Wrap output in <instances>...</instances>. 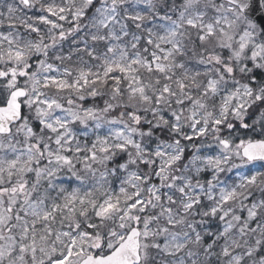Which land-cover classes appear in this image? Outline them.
<instances>
[{
  "label": "rangeland",
  "instance_id": "1",
  "mask_svg": "<svg viewBox=\"0 0 264 264\" xmlns=\"http://www.w3.org/2000/svg\"><path fill=\"white\" fill-rule=\"evenodd\" d=\"M162 1L0 0V71L22 66L28 91L0 135V264H77L134 224L142 264H264V161L239 151L264 106L251 133L218 134L261 98L238 77L264 70V35L223 0ZM117 107L195 139L190 157Z\"/></svg>",
  "mask_w": 264,
  "mask_h": 264
},
{
  "label": "trees",
  "instance_id": "2",
  "mask_svg": "<svg viewBox=\"0 0 264 264\" xmlns=\"http://www.w3.org/2000/svg\"><path fill=\"white\" fill-rule=\"evenodd\" d=\"M182 0H163L162 4L163 6L166 7H171L173 5L178 4ZM88 13V12H87ZM262 34L264 35V32L261 31ZM193 44L195 47H200L201 45L199 44V41L197 38H193ZM28 61H30L28 59ZM18 72L21 76L24 75L26 72V69H23L22 66H15L14 69H11L9 72ZM236 69H233V74H236ZM1 75V74H0ZM239 76V75H238ZM242 82H245L250 85L252 88L253 93H256L257 89L260 87H264V70L260 67L257 66H251V68L244 74H240L238 77ZM0 83H1V78H0ZM3 87V85L0 84V89ZM5 91L3 90V93ZM104 100L103 97L101 98H95L94 101L102 103ZM92 101V102H94ZM1 103V102H0ZM264 106V96L260 98L258 101L253 102L244 112L242 115H240L238 118L237 117H232L228 118L227 124H222L220 126L219 130V136H229L230 134L238 136V135H245L248 134V131H251L250 127H257L258 123H260L261 118H260V110ZM119 112H123L126 114V117L128 121L133 124L137 125L138 127L142 128L144 131H148V141L151 143L158 142L159 140H167V141H175L179 140L181 141L182 144L184 145V155H183V160H187L189 156L191 155L192 148H194L196 144L195 139H191L188 141H184V138L180 137L179 135L171 132L168 130L166 127L162 126H157L155 127L153 123L145 124V120L143 117H140L141 114L133 113L129 108L125 107H117L114 108L112 113L118 115ZM25 114V111H24ZM133 117V118H132ZM31 124L33 126L34 130V136L40 133V125L36 121H31ZM201 138L197 139L199 141ZM188 144V145H187ZM42 148V145L38 143V149ZM123 155H118L113 159V163L116 162H121L125 159L124 153ZM141 169L149 172V174H152L153 170V165L149 163H144L140 165ZM261 197L264 199V190L260 191ZM263 246H261L262 248ZM95 252H98V250H95ZM144 264H150L148 261L144 262Z\"/></svg>",
  "mask_w": 264,
  "mask_h": 264
},
{
  "label": "water",
  "instance_id": "3",
  "mask_svg": "<svg viewBox=\"0 0 264 264\" xmlns=\"http://www.w3.org/2000/svg\"><path fill=\"white\" fill-rule=\"evenodd\" d=\"M235 5L248 19L255 21L264 30V8L262 0H224ZM28 4V0H23ZM26 96L22 87L10 91L4 105H0V134H8L11 125L18 122L22 114L20 99ZM242 155L249 159H264V140L246 143L241 149ZM140 230L131 227L125 238L109 253L105 255H87L79 264H139Z\"/></svg>",
  "mask_w": 264,
  "mask_h": 264
}]
</instances>
